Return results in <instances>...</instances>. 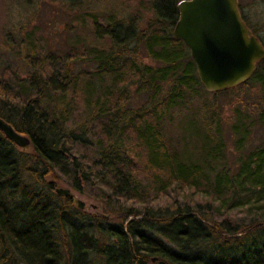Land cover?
<instances>
[{"label": "trees", "instance_id": "trees-1", "mask_svg": "<svg viewBox=\"0 0 264 264\" xmlns=\"http://www.w3.org/2000/svg\"><path fill=\"white\" fill-rule=\"evenodd\" d=\"M180 1L152 2L141 28L114 15L93 17L90 30L109 41L106 51L67 53L62 61L25 55L24 78L0 68V118L32 150L23 155L0 132V264H264V140L231 167L215 118L188 123L193 134L182 149L163 131L175 109L209 94L173 36ZM139 45L158 65L138 60ZM79 62L93 70L70 67ZM249 82L264 98V59L224 92ZM132 89L147 95L138 108L129 104ZM244 120L231 128L237 151ZM257 122L264 129V104ZM54 173L75 191L92 185L102 201L117 204L107 214L114 221L76 209L71 195H52L45 178ZM176 191L207 201L151 206Z\"/></svg>", "mask_w": 264, "mask_h": 264}, {"label": "rangeland", "instance_id": "rangeland-1", "mask_svg": "<svg viewBox=\"0 0 264 264\" xmlns=\"http://www.w3.org/2000/svg\"><path fill=\"white\" fill-rule=\"evenodd\" d=\"M154 1L156 0H0V68L10 66L24 78L29 72L23 60L25 55H36V59L42 61L44 55L50 54L55 60L62 61L67 53L81 51L88 56L91 49L106 51L110 48L109 41L106 38H96L90 30L89 21L93 17L99 19L114 15L123 22L133 20L141 28L152 18L150 6ZM238 7L246 25L255 33L264 48V0H238ZM135 55L145 65H158L147 56L142 45H139ZM70 67L74 70H93L94 66L79 62L77 66ZM146 97L147 95L133 93L132 89L129 104L138 108L145 103ZM263 104L264 98L260 89L253 82L231 92H209L199 98L189 99L185 107L175 109L172 117L164 122L163 131L173 140H177L179 149H182L185 146L182 141L187 137L189 140L193 134H190V127L186 128L188 123H213L211 121L215 118L214 126H219L226 146L223 160L226 165L235 167L240 154H245L264 140V129L257 122V114ZM79 108L78 106L77 109ZM242 116L248 130L244 134L243 149L237 151L235 143L239 135L233 133L231 128ZM14 147L23 155L32 154L30 146ZM65 180L60 173L45 178L46 183H54L55 190H69L76 209V201H81L84 208L78 209L85 214L99 218L104 216L105 219L114 221L107 214L111 210L116 213L117 204L109 205L102 201L99 192L92 185L78 192L66 184ZM55 190H52L54 196ZM174 200H192L191 203L207 201L200 195L191 197L190 191H176L151 203V206L164 207L172 204ZM239 215L242 217L244 214ZM121 218L119 216V220Z\"/></svg>", "mask_w": 264, "mask_h": 264}, {"label": "water", "instance_id": "water-1", "mask_svg": "<svg viewBox=\"0 0 264 264\" xmlns=\"http://www.w3.org/2000/svg\"><path fill=\"white\" fill-rule=\"evenodd\" d=\"M177 8L173 36L187 47L203 88L218 93L247 81L264 59V48L242 20L238 0H182ZM0 132L19 148L30 145L1 118ZM55 191L70 196L69 190ZM76 204L84 208L83 202Z\"/></svg>", "mask_w": 264, "mask_h": 264}, {"label": "flooded vegetation", "instance_id": "flooded-vegetation-1", "mask_svg": "<svg viewBox=\"0 0 264 264\" xmlns=\"http://www.w3.org/2000/svg\"><path fill=\"white\" fill-rule=\"evenodd\" d=\"M252 34V33H251ZM252 35H254V34H252Z\"/></svg>", "mask_w": 264, "mask_h": 264}]
</instances>
